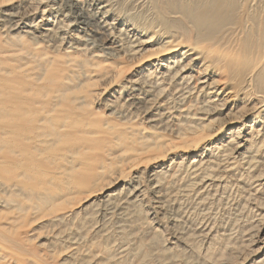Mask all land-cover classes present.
Segmentation results:
<instances>
[{"label": "bare ground", "instance_id": "obj_1", "mask_svg": "<svg viewBox=\"0 0 264 264\" xmlns=\"http://www.w3.org/2000/svg\"><path fill=\"white\" fill-rule=\"evenodd\" d=\"M71 1L21 0L14 3L15 0H0V30L6 35L18 23L37 27V24H27L25 16L33 18L40 14L47 21L62 14L57 27L35 29L38 34L25 31L35 47L25 51L17 49L19 58L30 57L42 62L48 52L38 53L39 41L49 43L56 37L67 38L66 27L71 21V13L75 15L74 19H79L78 22L74 20L78 28H81L79 23L89 25L92 17L84 13L81 5ZM84 1L93 6L96 4L95 13L101 15L99 21L105 28L101 32L105 34L104 49H109L117 58H125V61L118 59L113 64L112 73L106 75L108 83L125 75L130 85L121 87L124 92L130 91L129 95L123 102L112 101L114 103L109 106L113 109L104 117L150 114L144 118L148 129L165 126L166 117L177 121L173 123L180 142L177 145L162 147L156 132L134 140L138 145L134 152L141 164L133 166L132 170L137 173L142 167L136 178L140 179L150 167L162 166L164 163L160 160L166 154L179 151L182 153L177 168L181 167L184 156L193 155L187 170L191 178L199 176L198 172L204 166L207 169L222 157L228 162L224 169L235 166L240 160L249 174L257 168L255 180L264 179L263 171L258 169L264 166V0ZM122 5L130 13V22H126L125 29L114 27L107 19L112 14L119 15ZM11 41L12 37H7L5 43L0 42V48L5 44L13 45ZM76 41L83 50L94 47L81 37ZM89 45L93 46L88 48ZM68 52L64 51L66 59L60 63L57 58L46 57L40 66L37 64L28 69H24V64L12 70H3L0 66V187L9 192L8 199H0V207L15 211L5 225H0V260L4 264H21V258L31 251L19 232H14L21 227L29 209L60 211L61 220L68 216H64L66 212H71L70 203L65 205L66 200L59 201V193L53 187L56 181L68 184L65 189L60 188L61 192L80 189L81 192L88 191L92 197L97 194V187L90 185L98 186L107 168L96 167L93 163L101 162L105 145L113 142L114 135L122 134L119 127L126 126L123 123L116 126L110 119H101L89 110L86 98L98 91L76 77L88 75L79 70L89 60L77 62L78 59L71 58ZM121 52L123 54L119 55ZM70 67L78 70L74 72ZM132 67H135L132 74L136 72V76L128 75ZM199 112L202 115L196 116ZM223 113L225 118L217 117ZM213 116L218 120L216 126H211L215 121ZM182 119L186 120L184 124ZM226 121L228 130L230 128L228 140L222 147L217 146V152L210 158L203 160V153H198L199 145L202 146L204 139L213 138L214 130ZM153 168L149 176L162 180L161 169L153 171ZM120 175L114 176L109 184ZM208 179L201 176L199 184ZM18 191L32 193L31 198L38 196L40 202L28 208L17 201ZM139 191L135 187L129 194L133 197ZM106 196L104 199L110 201L114 194ZM67 249L70 255L66 260L73 259L71 256L80 251L75 242Z\"/></svg>", "mask_w": 264, "mask_h": 264}, {"label": "rangeland", "instance_id": "obj_2", "mask_svg": "<svg viewBox=\"0 0 264 264\" xmlns=\"http://www.w3.org/2000/svg\"><path fill=\"white\" fill-rule=\"evenodd\" d=\"M20 1L15 0L14 3ZM71 3L81 5L84 13L92 17L89 25L79 23L81 28H78L74 22H78L79 19H74L75 15L71 13L70 23L65 22L69 25L66 27L67 38L60 40L56 37L49 43L39 41L40 47L36 49L39 54L47 51L45 55L47 59L57 58L59 63L66 59L67 54L63 55L66 50L71 54V58L78 59L77 62L89 60L87 65L79 70L88 75H76L81 83H89L91 89L98 91L86 98L89 110L101 119H110L116 126H119V123L126 126L119 127L122 134L114 135L113 138H116L113 142L105 145L101 162L93 163L96 167L106 166L107 168L103 181L98 186L90 185L97 187V194L92 197L88 195V191L81 192L80 189L70 193L61 192L60 188L65 189L64 187L68 184L58 180L53 187L59 193V201L64 199L65 205L70 203L69 205L72 206L71 212H63L64 216L66 214L68 216L61 220L59 219L62 217L61 212L53 209H29L26 212L19 225L21 227L14 231L19 232L27 249L31 250L21 258V264H42V262L44 264H264V179L255 180L258 175L257 168L252 172V176L247 173L245 165L239 160L235 166L230 165L224 169L228 162L220 157V161H214L207 169L204 166V169L198 172L199 176L191 178L187 170L193 155L184 156L181 167L177 168L182 152L175 151L172 154H166L160 160V163H164L162 166L150 167L145 171L146 174H143L145 177L143 175L140 179L135 177L140 174L142 167L137 170V173L132 170L133 166L141 164L140 158H137L134 152V149L138 148L134 140L156 134L155 136L160 137L162 147L177 145L180 142L176 138L177 131L173 125L177 121L166 117L165 126L148 129L144 118L150 114L144 116L141 113L136 116L134 113L123 118H116L117 114H115L116 117L115 115L104 117L112 111V106H109L114 103L112 101L123 102L130 93L128 90L122 91L123 88H121L130 86L127 83L128 77L124 75L111 83H108L109 78L106 77L112 73L113 64H116L118 59L125 61V58H121L122 56L117 58L109 49H104L105 34L101 32L105 28L99 21L101 15L95 13L96 4L95 6L85 4L84 0H72ZM66 11L67 9L62 13ZM118 14H112L107 19L114 23V27L125 29L126 22H130V13L122 5ZM61 17L62 14L57 15L55 19L51 17L44 21L40 14L33 18L25 16L24 20L27 24H37V27L18 23L16 28L10 30L7 35L0 30L1 43H5L7 37H12L13 40L11 41L13 45L5 44L0 48L1 68L12 70L22 64L24 69L30 66L35 67L37 64L40 66L47 60L46 57L38 63V59L19 58L16 50L22 48L25 51L35 47L34 42L26 37L25 31L35 32V29L40 31L46 27H57L59 26L57 20ZM35 33L38 34V32ZM146 35L141 37L145 38ZM78 37L93 43L94 47L89 48L93 46L89 45V49L83 50L82 45H76ZM122 54V52L119 53V55ZM72 67L70 69H74V72L78 70ZM133 68L135 67L129 70L128 75L132 74ZM134 74L136 72L132 76H136ZM236 110L237 108L234 111ZM201 115L199 112L196 116ZM223 115L224 113L217 117L225 118ZM215 118L213 116L212 120L215 121H212L211 126L218 124ZM185 121L182 119L181 123L184 124ZM206 122L208 120L204 121ZM227 123L226 121L218 126L213 132V138L211 136L204 139L202 146L199 145L198 153L200 155L203 153V160L210 158L217 152L218 147H222L221 145L228 140L230 128L228 130ZM142 127L145 128L142 129ZM181 128H184V125H181ZM123 137L125 140H120ZM165 143L167 146H164ZM151 168L153 171L161 169L163 179L150 177ZM176 169L178 171L175 173ZM258 169L264 173V166ZM119 174L121 177L109 184L111 179ZM201 176L209 177L208 181L206 180L202 185L199 184ZM135 187L140 191L132 197L129 193ZM17 193V201L24 206L27 205L28 208H33V203L40 202L38 196L31 198L32 193L26 191ZM111 193L114 196L110 201H106L104 198ZM8 194L9 192L0 187L1 200L8 199ZM95 198V202H92ZM14 213L15 211L10 212V209L0 207V225H5ZM72 242L78 243L80 251L75 256H71L73 259L66 260L65 258L70 255V250L66 248ZM33 254H37L40 258ZM0 264H4L3 261L0 260Z\"/></svg>", "mask_w": 264, "mask_h": 264}]
</instances>
